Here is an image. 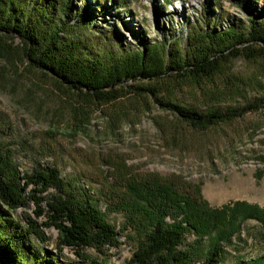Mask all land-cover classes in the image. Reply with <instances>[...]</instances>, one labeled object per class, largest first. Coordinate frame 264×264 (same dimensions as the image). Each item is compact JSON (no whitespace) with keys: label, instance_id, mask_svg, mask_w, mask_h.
<instances>
[{"label":"trees","instance_id":"obj_1","mask_svg":"<svg viewBox=\"0 0 264 264\" xmlns=\"http://www.w3.org/2000/svg\"><path fill=\"white\" fill-rule=\"evenodd\" d=\"M73 1L0 0V59L17 68L18 58L28 71L51 80L76 116L75 131L86 129L92 107L131 96L153 97L181 124L202 132L264 111V97L235 108L198 110L176 98L160 97L158 89L166 81L190 82L202 89L226 62L264 55V11L255 9L260 0H251V9L244 7L245 22L229 21L226 29L194 25L184 47L178 39L168 42L165 37L134 50L122 44L116 30L102 32L88 5L74 12ZM99 9L102 13V4ZM50 190L57 194L43 196ZM131 197L127 209L137 212L128 219L145 238L133 264H221L246 222L264 227V208L257 204L235 201L212 207L197 192L159 178L133 183ZM28 203L35 205L37 219H45L42 225L28 214L14 215ZM43 228L59 232L61 247L77 249L79 260L70 264H109L82 251L103 253L119 243L117 228L97 200L67 182L55 166L21 176L11 151L0 144V264H67L41 246L48 242ZM234 264H264V256L239 258Z\"/></svg>","mask_w":264,"mask_h":264},{"label":"rangeland","instance_id":"obj_2","mask_svg":"<svg viewBox=\"0 0 264 264\" xmlns=\"http://www.w3.org/2000/svg\"><path fill=\"white\" fill-rule=\"evenodd\" d=\"M73 4L77 13L88 5L102 32L111 34L116 30L122 44L134 50L165 37L168 42L178 39L184 47L194 25L209 23L226 29L229 21L245 22V8L251 9L253 2L74 0ZM255 9L262 13L264 2L258 1ZM12 44L16 47L19 40ZM15 60L17 68L0 59V144L11 151L21 176L55 166L67 182L97 200L108 221L117 228L119 243L106 247L103 253L92 248H85L83 253L109 264H133L145 238L128 219L137 211L127 206L131 203L132 184L152 178L197 192L212 207L246 201L264 208V111L202 132L181 124L153 97L131 96L92 107L86 129L75 131L76 116L53 82L41 73L28 71L27 64L18 58ZM158 89L160 97L176 98L198 110L243 106L264 97V55L226 62L221 73L205 81L202 89L190 82L168 81ZM55 194L50 190L43 196L51 199ZM35 210V205L28 203L14 215L28 214L42 225L45 219H37ZM43 230L48 242L41 246L67 264L79 260L77 249L60 246L55 228ZM226 250L221 264L264 256V227L254 220L246 222L235 245Z\"/></svg>","mask_w":264,"mask_h":264}]
</instances>
